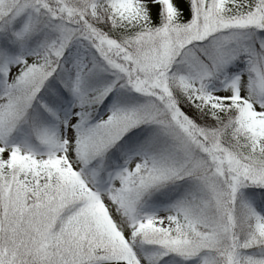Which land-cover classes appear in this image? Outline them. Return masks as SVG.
I'll return each instance as SVG.
<instances>
[{
    "label": "snow or ice",
    "instance_id": "snow-or-ice-1",
    "mask_svg": "<svg viewBox=\"0 0 264 264\" xmlns=\"http://www.w3.org/2000/svg\"><path fill=\"white\" fill-rule=\"evenodd\" d=\"M0 264H264V0H0Z\"/></svg>",
    "mask_w": 264,
    "mask_h": 264
}]
</instances>
